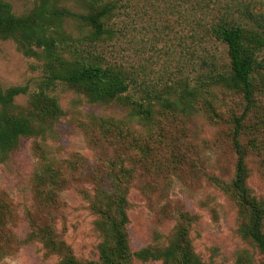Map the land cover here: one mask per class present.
Returning a JSON list of instances; mask_svg holds the SVG:
<instances>
[{"label":"trees","instance_id":"16d2710c","mask_svg":"<svg viewBox=\"0 0 264 264\" xmlns=\"http://www.w3.org/2000/svg\"><path fill=\"white\" fill-rule=\"evenodd\" d=\"M59 1L39 0L27 12L16 14L10 2L0 0V40L13 39L24 55L39 58L47 84L62 82L89 103L116 102L126 113L119 119L95 116L99 136L115 147L112 156L89 163L77 155L63 164L48 156L42 140L64 114L58 99L39 88L28 93L25 104H17L15 97L27 93V88L0 85V163L18 147L21 137H31L39 155L32 176V202L22 213L28 226L22 238L13 230L20 214L7 192L0 190V260L21 244L40 242L46 254L58 257V264H132L135 260L205 264L189 234L193 215L181 203L164 202L169 175H188L183 168L196 151L183 136L193 129L192 117L212 126H228L226 144L218 145L230 177L211 176L209 181L234 203L238 235L264 252V196H256L247 184L250 162L264 171V11L253 0L194 1L201 11L200 20H194L200 39L222 44L226 62H215L209 53L196 57L194 64L198 59L202 71L195 77L184 76L171 85L145 90V97H135L128 93L136 81L134 73L91 50L112 38L110 21L122 0H81L85 7L81 12ZM66 19H74L75 32L66 31ZM227 96L232 101H226ZM140 165L154 193L147 202L155 217L172 218L175 223L166 242L132 251L128 191ZM67 187L86 201L94 217L93 228L100 236L97 258H78L58 230L60 195ZM234 264H253L251 254L239 250Z\"/></svg>","mask_w":264,"mask_h":264},{"label":"rangeland","instance_id":"374dc122","mask_svg":"<svg viewBox=\"0 0 264 264\" xmlns=\"http://www.w3.org/2000/svg\"><path fill=\"white\" fill-rule=\"evenodd\" d=\"M6 1L11 3L16 14H22L39 0ZM194 1L122 0V7L110 21L112 38L98 42L91 50L134 73L136 81L128 93L135 97H145V90L159 89L166 83L171 85L181 77H195L202 71L199 58L209 53L215 57V62H226V52L222 44L200 39V27L195 26V21L200 20L201 11L195 8ZM253 1L264 11V4H259L264 0ZM59 2L76 12L85 9L81 0ZM64 28L75 32L74 19H66ZM196 57L197 65L194 64ZM261 58L264 59V50ZM0 85L2 88L13 85L27 88V93L15 97L17 104H25L28 93L39 88L58 99L64 114L54 124L52 132L42 138L48 156L54 157L55 161L65 164L77 155H83L88 162L98 163L100 158L113 155L115 147L99 136L95 116L119 119L124 117L126 109L116 102L89 103L62 82L47 84L42 61L24 55L10 38L0 40ZM227 99L232 101L228 96ZM191 119L193 129H188L183 136L196 151L183 168L188 175H169L170 187L165 192L164 202L171 206L181 203L193 215L189 234L194 251L205 264H234L236 253L242 249L251 254L253 264H264V252L237 233L238 216L234 203L209 181L211 176L230 177L228 163L218 145L226 144L228 126H212L200 117ZM38 156L33 139L21 137L18 147L0 163V190L7 192L20 214L18 225L13 227L20 238L28 229L22 213L32 202V176L39 163ZM250 167L252 171L247 184L256 196H264V171L256 170L251 162ZM143 169L142 165L136 169L128 191V234L132 251L148 244L166 242L175 223L172 218L157 220L155 217L147 202L154 193L149 178L143 176ZM60 200L63 209L57 221L58 230L63 231L66 242L78 258H97L100 236L93 228L94 217L87 209L86 201L73 187L65 188ZM0 264H58V257L46 254L40 242H28L4 256ZM132 264L163 263L160 260H135Z\"/></svg>","mask_w":264,"mask_h":264}]
</instances>
